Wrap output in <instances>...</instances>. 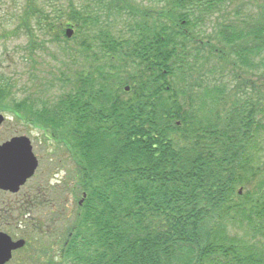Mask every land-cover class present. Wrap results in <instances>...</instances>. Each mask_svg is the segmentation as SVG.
<instances>
[{
  "label": "trees",
  "instance_id": "trees-1",
  "mask_svg": "<svg viewBox=\"0 0 264 264\" xmlns=\"http://www.w3.org/2000/svg\"><path fill=\"white\" fill-rule=\"evenodd\" d=\"M147 1L19 15L39 91L0 81V113L40 132L62 174L47 194L75 203L59 234L29 223L44 202L21 209L17 254L28 225L47 232L22 264H264V0ZM47 45L57 64L40 75Z\"/></svg>",
  "mask_w": 264,
  "mask_h": 264
},
{
  "label": "rangeland",
  "instance_id": "rangeland-1",
  "mask_svg": "<svg viewBox=\"0 0 264 264\" xmlns=\"http://www.w3.org/2000/svg\"><path fill=\"white\" fill-rule=\"evenodd\" d=\"M37 1V0H35ZM28 0H2L0 2V81H9L13 86V93L18 99H23L31 93L37 94L39 91V81H31V75L29 74V68L31 60L29 51L26 50V32L24 29L15 31L19 23V15L25 10ZM135 7L139 8H151L156 7L154 3H150L147 0H131ZM41 5H47V10L51 11L57 8L58 0H39ZM65 0H61V4H64ZM127 24L133 23V20L125 17ZM220 22L215 17L210 19L208 23L203 24L202 29L205 30V36L210 35L212 32V25ZM123 21H120L116 27V35L123 30ZM208 39L206 38L207 42ZM49 51L36 52L33 56L37 62H41L42 66L36 67L37 73L42 75L44 73H51L56 68L57 61L52 58L51 54H57V45H47ZM228 81L232 80L228 78ZM41 82V81H40ZM232 87V84L230 85ZM3 114V113H2ZM26 129H22L15 122L8 123L7 121L0 127V144L6 142L14 136H27L31 139L34 152L40 162V169L38 174L28 183V185L18 195H12L3 193L0 191V231L5 232L12 236L14 239L21 238L19 234L24 231L23 229H13L14 225L18 223L23 207L32 204L33 200L37 199L44 203L39 204L36 210L32 211L31 219L29 223L31 225L36 224L38 228H47L46 230L51 232L55 231L57 234L61 233L65 227L64 217H70L69 214L75 215V203L71 199L70 194L63 193L61 190L49 191L47 189L58 185L56 183L61 181L62 174L60 169H56L55 163L50 160L54 156L51 154V147L45 145V147L36 146V138L40 132H34L27 134ZM18 134V135H16ZM46 191V194L44 193ZM40 194L42 196L40 197ZM60 203L62 205H60ZM50 221V222H49ZM37 222V223H36ZM49 222V223H48ZM29 243L32 247L28 248V251L24 254H16L14 256L15 261L12 264H22V256H28L32 252L33 248L40 249L42 242V235L47 233L46 231H38L30 228L29 225L25 229ZM39 239V240H38ZM38 240V241H36ZM57 241V239H56ZM58 249L56 248L55 251Z\"/></svg>",
  "mask_w": 264,
  "mask_h": 264
},
{
  "label": "water",
  "instance_id": "water-1",
  "mask_svg": "<svg viewBox=\"0 0 264 264\" xmlns=\"http://www.w3.org/2000/svg\"><path fill=\"white\" fill-rule=\"evenodd\" d=\"M72 30L67 32L69 38ZM5 118L0 114V127ZM38 159L28 137H14L0 145V190L17 194L36 173ZM25 246L24 240L14 241L8 234L0 232V264H7L14 251Z\"/></svg>",
  "mask_w": 264,
  "mask_h": 264
}]
</instances>
